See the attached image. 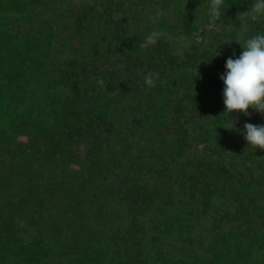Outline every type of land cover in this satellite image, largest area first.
<instances>
[{
  "label": "trees",
  "instance_id": "16d2710c",
  "mask_svg": "<svg viewBox=\"0 0 264 264\" xmlns=\"http://www.w3.org/2000/svg\"><path fill=\"white\" fill-rule=\"evenodd\" d=\"M253 2L225 0L213 25L210 0H0V264H264V211L245 201L264 199V151L242 134L264 115L225 114L220 79L264 34H240ZM210 25L205 81L161 59Z\"/></svg>",
  "mask_w": 264,
  "mask_h": 264
},
{
  "label": "clouds",
  "instance_id": "9594fccd",
  "mask_svg": "<svg viewBox=\"0 0 264 264\" xmlns=\"http://www.w3.org/2000/svg\"><path fill=\"white\" fill-rule=\"evenodd\" d=\"M225 0H210L209 16L210 24H215L221 19V10ZM163 12L156 10L155 15H150L148 19L156 23ZM239 18L244 21L243 31L247 30V22H260L264 20V0H254L250 8L239 14ZM164 35L159 30L151 32L140 44L141 49L154 46L158 39ZM240 43V42H238ZM241 44V43H240ZM242 52L237 58L229 57L226 60V72L220 76L223 81V103L225 114L232 112L243 113L249 116V109L264 115V34H256L244 40ZM158 73L145 77V84L148 88L155 87ZM100 88L105 87L103 79L97 80ZM248 145L254 149L264 151V124L253 123L244 124L242 133ZM250 167H253L251 164Z\"/></svg>",
  "mask_w": 264,
  "mask_h": 264
},
{
  "label": "rangeland",
  "instance_id": "374dc122",
  "mask_svg": "<svg viewBox=\"0 0 264 264\" xmlns=\"http://www.w3.org/2000/svg\"><path fill=\"white\" fill-rule=\"evenodd\" d=\"M208 29H200L197 33H195L191 38L180 36L177 40H174L172 38H167V41L161 42L159 45L160 49V57L165 62H174L176 60H181L182 62H186L187 64L195 63L198 65L199 68L203 67L202 74H200L201 79L204 81L212 75L214 71H212L216 66L214 65L215 60V54L217 50H204L203 47H201V43L205 40L209 42V39L211 38V34L215 33V31H219L216 29H213V25L207 26ZM204 32H206V38H204ZM227 34V33H226ZM117 63V66H124L126 60L122 55L115 56ZM152 59V58H151ZM151 59H147L146 62L141 63L143 66H147V62H151ZM104 68H107V65L104 66ZM95 69L94 67L92 68ZM100 72L94 73L95 76H97ZM21 140L24 142L27 140V137L20 136ZM203 145H199V149H203ZM71 169H79L80 167L76 164H71ZM151 179V178H150ZM151 186L149 185V188ZM246 210L250 211L251 208L258 206L257 210L259 211L261 208V213L264 211V199H258L257 200H246ZM112 205L114 206L115 213L120 212L123 209V205L118 200L112 201ZM235 209V207H234ZM233 210V207H232ZM234 213V212H233ZM259 213V212H258ZM257 213V215H258ZM142 219V218H141ZM124 221L127 220V217L123 219Z\"/></svg>",
  "mask_w": 264,
  "mask_h": 264
}]
</instances>
